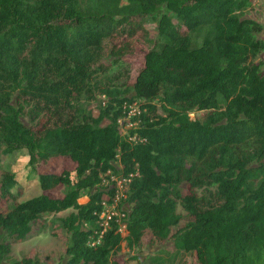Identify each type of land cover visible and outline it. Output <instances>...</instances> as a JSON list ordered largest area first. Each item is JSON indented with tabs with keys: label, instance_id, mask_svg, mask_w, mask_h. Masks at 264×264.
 Instances as JSON below:
<instances>
[{
	"label": "trees",
	"instance_id": "trees-1",
	"mask_svg": "<svg viewBox=\"0 0 264 264\" xmlns=\"http://www.w3.org/2000/svg\"><path fill=\"white\" fill-rule=\"evenodd\" d=\"M253 1L0 0V168L3 154L20 150L32 165L75 163L39 173L42 194L0 211V264L35 224L46 226L45 215L70 209L61 219L69 264H121L115 252L147 232L199 264H264V25L246 14ZM154 15L158 42L134 82L92 83L105 40L134 36ZM97 88L108 100L95 116L78 102ZM136 102L124 133L121 119ZM108 171L133 174L128 232L115 217L92 245L103 199L115 195ZM18 182L5 174L0 197ZM206 185L216 187L209 198L196 191ZM179 205L191 217L173 232ZM9 264L37 263L26 255Z\"/></svg>",
	"mask_w": 264,
	"mask_h": 264
},
{
	"label": "rangeland",
	"instance_id": "rangeland-1",
	"mask_svg": "<svg viewBox=\"0 0 264 264\" xmlns=\"http://www.w3.org/2000/svg\"><path fill=\"white\" fill-rule=\"evenodd\" d=\"M246 14L264 25V0H254L253 5L246 11ZM143 25V28H140L134 36L119 32L117 35L105 40L101 59L94 65L95 76L92 83H99L98 85L113 83L124 89L134 82L144 65L146 51L155 46L159 38L158 22L155 15L145 18ZM125 27L128 31V26ZM259 36L264 39V30ZM257 61H264V52L257 58ZM107 100L108 96L97 88L93 93L85 92L78 104L87 111H91L93 115L98 116L100 105H105ZM139 106L138 102L134 103L129 107L128 116L121 119L122 132H126L127 128L131 126L130 119L139 113ZM159 112L161 113L162 110L160 109ZM190 115L195 117L194 113ZM25 121L31 125L33 124L27 115H25ZM105 121L108 122V120ZM249 146H251V143L246 147L249 148ZM74 166L75 163L66 157H55L48 162L40 160L32 165L24 150L3 154L0 181L5 174L16 173L19 182L12 189L13 195L0 197V211H7L17 200L22 201L42 194L39 173L46 171L61 172L63 169H72ZM114 175L115 178H119L121 173ZM188 187V184H182L181 188L184 193L189 192ZM215 188L206 185L197 188L196 191L200 196L209 198L213 196ZM64 190L63 187L52 192V194L62 196ZM87 200V196L79 199L80 202ZM125 206H127L126 200L120 202L117 212L120 213ZM71 211L73 210L45 215L46 226L41 227V224H35L25 241L13 245L11 258L5 264L11 263L12 260H21L26 255H30L37 264H69L66 249L70 242L71 233L62 226L61 219L66 218ZM178 212L182 215V220L179 226L173 227V232L183 227L191 217L181 205L178 207ZM114 256L119 259L121 264L150 262L153 257L160 258L164 264H199L194 253L177 250L171 238L158 240L151 232L144 235L138 246L131 248L124 242L122 248L115 252Z\"/></svg>",
	"mask_w": 264,
	"mask_h": 264
},
{
	"label": "built area",
	"instance_id": "built-area-1",
	"mask_svg": "<svg viewBox=\"0 0 264 264\" xmlns=\"http://www.w3.org/2000/svg\"><path fill=\"white\" fill-rule=\"evenodd\" d=\"M114 174L115 173L108 171L107 173L102 175L104 182H107L108 177H110L111 187L115 188V195L113 198L109 197L108 195H105L103 199V203H102L103 209L99 214V219H100L99 222L101 225V230L96 232L97 234L96 238L94 236L91 238L90 243L92 245H96L101 242L104 233L110 227L111 221L115 217L120 225L118 230L123 235H126L128 232L127 225L124 222L123 218L126 216V210H128L131 205L126 203L127 206L123 207L120 213L117 212L118 210L117 208L120 202L127 200V193L131 182V177L133 176V174H131L130 176L121 175L119 178L118 177L115 178Z\"/></svg>",
	"mask_w": 264,
	"mask_h": 264
},
{
	"label": "crops",
	"instance_id": "crops-1",
	"mask_svg": "<svg viewBox=\"0 0 264 264\" xmlns=\"http://www.w3.org/2000/svg\"><path fill=\"white\" fill-rule=\"evenodd\" d=\"M84 197H86V196H84ZM83 198V197H82ZM81 199V198H80ZM86 202V201H85Z\"/></svg>",
	"mask_w": 264,
	"mask_h": 264
}]
</instances>
